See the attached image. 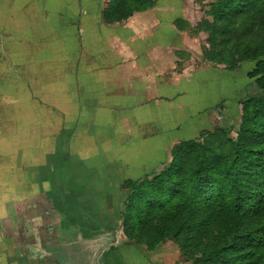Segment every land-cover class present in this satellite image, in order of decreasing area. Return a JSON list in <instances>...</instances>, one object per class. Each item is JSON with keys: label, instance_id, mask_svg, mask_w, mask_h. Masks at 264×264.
<instances>
[{"label": "crops", "instance_id": "1", "mask_svg": "<svg viewBox=\"0 0 264 264\" xmlns=\"http://www.w3.org/2000/svg\"><path fill=\"white\" fill-rule=\"evenodd\" d=\"M109 1L25 2L24 7L30 8L27 13L36 14L31 22L35 30L20 38L25 43L27 38H35L38 52L45 51V60H53L50 71L58 75L50 80L46 92L30 98L37 103V119L42 120L35 130L41 137L31 149L43 152L51 140L45 142L42 136H57L51 149L56 154L66 151L69 160L64 163L59 155L7 181L15 182L17 191L0 192V264H95V258L103 260L106 245L100 254H94L106 243L101 242V232L112 228L104 217L107 191L89 190L86 184L104 182L110 166L105 160V170L96 167L93 171L97 174L93 175L87 168L92 159L87 153L108 148L101 142L97 148L87 143L103 130L131 124L136 127L139 114L154 122L157 108L174 113L171 120L176 127L193 123L200 110L196 98L192 103L184 102L187 88L195 81L187 78L182 83V73L164 74L176 63L167 61V57L181 56V46L188 36L176 22L180 17L192 19L189 14L178 15L181 0L173 1V10L164 11L160 5L166 1L158 0L154 8L114 25L106 24L102 17ZM48 4L59 8L58 13H62V7L76 9H64L61 15H42L41 8ZM183 71L186 75L187 70ZM66 136H71L68 144ZM114 157L108 158L113 161ZM83 165L85 170L80 172L76 167ZM125 180L121 178L120 182ZM119 253V248L109 252L107 263L118 255L122 258Z\"/></svg>", "mask_w": 264, "mask_h": 264}, {"label": "rangeland", "instance_id": "2", "mask_svg": "<svg viewBox=\"0 0 264 264\" xmlns=\"http://www.w3.org/2000/svg\"><path fill=\"white\" fill-rule=\"evenodd\" d=\"M26 1L0 0V192L3 190L12 194L17 190L14 189L15 182L8 183L9 178L16 180L33 165L41 166L45 160H52L59 155L64 163L69 160L66 151L56 154L51 149L55 146L57 136H42L45 142L51 140L49 147L46 146L43 152L31 149L35 148L41 137L35 135V130L37 123L42 120L37 119V103L30 98L46 92L51 87L50 80L58 75L50 71L53 60H45V51L38 52L39 45H36L35 38H27L26 43L25 39L20 38L21 35L29 36L35 30L31 22L35 21L36 14L33 11L27 13L30 8L24 7ZM164 1L166 3L160 5V9L173 10L170 5L174 0ZM181 2V12L178 15L184 17V14H189L192 19L185 21L180 17L178 26L185 29L188 36L181 46V56L176 59L172 55L167 57V61L173 59L176 63L164 74L182 73V83L187 78L192 80L190 82L195 81L192 87L187 88L184 102L192 103V98H196L200 110L195 114L193 123L176 127L171 120L174 113L171 114L165 108H157L154 122L142 116L144 114H139L141 118L139 125L135 123L136 127L131 124L103 130L102 134H96L87 143L89 147L92 145L97 148L105 144L108 148L107 151L87 153L92 158L88 161L87 168L92 169L93 175L97 174L93 171L96 167L98 170H105V160H108L110 166L107 167L109 175L104 182L86 184L90 187L89 190L107 191L104 201L108 209L104 217H108V225L112 226L107 232H101V242L106 243L95 249L94 255L100 254L105 245L107 247L106 252L102 253L103 260L101 258L99 262L95 258V264H109V252L118 248L123 257L118 255L111 264H195L199 255H186L172 238H165L155 247L149 248L145 243H136L135 238L129 239L125 235L122 211L128 192L120 179L144 180L161 174L173 160L174 145L188 140H200L205 133L224 129L236 139L242 124L243 102L251 97L264 96V90L259 89L255 79L248 76L256 63L264 59V14L250 15L232 25L229 32L222 35L226 30L225 26L214 24L210 27L203 21L206 18L213 20L211 5L216 4L217 0ZM57 9L59 8L48 4L41 8V12L45 16L54 13L61 15L64 14V9L76 8L62 7V13H58ZM49 25L51 28L52 25ZM218 50L234 62H222L220 58L223 56L219 57L218 62L206 59L208 51ZM64 64L67 68V62L63 61ZM184 69L187 70L186 75ZM176 121L179 120L176 118ZM70 137H65L67 144L70 143ZM111 155H115L113 161L108 158ZM76 168L80 172L85 170V167ZM91 201L95 202L94 199ZM96 241H100L99 237Z\"/></svg>", "mask_w": 264, "mask_h": 264}, {"label": "trees", "instance_id": "3", "mask_svg": "<svg viewBox=\"0 0 264 264\" xmlns=\"http://www.w3.org/2000/svg\"><path fill=\"white\" fill-rule=\"evenodd\" d=\"M157 2L110 0L102 17L114 25ZM211 7L213 20L203 21L225 26L222 35L250 15L264 14V0H217ZM219 57L234 62L219 50L206 54L210 61ZM248 76L264 90V59ZM172 156L161 174L124 181L125 235L149 248L172 238L186 255H199L195 264H264V96L243 102L236 139L217 129L174 145Z\"/></svg>", "mask_w": 264, "mask_h": 264}]
</instances>
